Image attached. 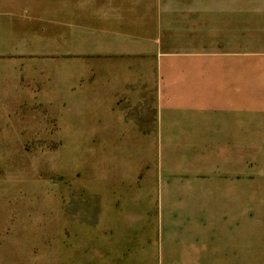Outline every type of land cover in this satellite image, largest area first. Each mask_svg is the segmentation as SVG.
<instances>
[{
    "label": "crops",
    "instance_id": "crops-1",
    "mask_svg": "<svg viewBox=\"0 0 264 264\" xmlns=\"http://www.w3.org/2000/svg\"><path fill=\"white\" fill-rule=\"evenodd\" d=\"M91 142L197 200L96 206L79 264L264 262V0H0V149Z\"/></svg>",
    "mask_w": 264,
    "mask_h": 264
},
{
    "label": "rangeland",
    "instance_id": "rangeland-1",
    "mask_svg": "<svg viewBox=\"0 0 264 264\" xmlns=\"http://www.w3.org/2000/svg\"><path fill=\"white\" fill-rule=\"evenodd\" d=\"M158 151L150 150L155 163ZM141 152L129 146L98 148L93 142L0 149V264H79L82 243H93L102 234L94 222L96 206L117 205L126 211L196 203L192 195L160 193L157 183L151 193L131 182L134 170L141 175L154 171L155 165L138 164ZM209 199L199 197L198 202ZM246 203L264 204V191H249ZM132 225L125 227L137 229Z\"/></svg>",
    "mask_w": 264,
    "mask_h": 264
}]
</instances>
